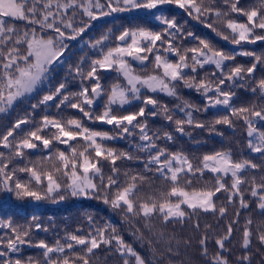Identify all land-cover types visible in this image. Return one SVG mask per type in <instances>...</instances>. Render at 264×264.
Instances as JSON below:
<instances>
[{
  "label": "snow or ice",
  "instance_id": "snow-or-ice-1",
  "mask_svg": "<svg viewBox=\"0 0 264 264\" xmlns=\"http://www.w3.org/2000/svg\"><path fill=\"white\" fill-rule=\"evenodd\" d=\"M0 195L120 218H0V264H264V0H0Z\"/></svg>",
  "mask_w": 264,
  "mask_h": 264
},
{
  "label": "trees",
  "instance_id": "trees-1",
  "mask_svg": "<svg viewBox=\"0 0 264 264\" xmlns=\"http://www.w3.org/2000/svg\"><path fill=\"white\" fill-rule=\"evenodd\" d=\"M242 2H247V0H242ZM190 26L197 31L201 35L207 36V38L211 39L213 42H216L221 47L231 50L234 47L232 45H228L226 42L219 40L210 30L204 29L202 26L196 24L195 21H192ZM238 60L241 62H245L246 58L238 57ZM110 74H105V76H109ZM185 96L191 100L194 104H201L203 103L202 98L196 94L195 92H191L188 90H184ZM241 100L243 101L246 99V94L241 92ZM161 99L166 103H172L171 99L168 97L162 96ZM150 125L152 126H159L163 121L159 119H153L149 117ZM93 127L97 128H106L107 126L104 125H93ZM194 135L201 140V144L196 145L192 142H189L186 137L181 138L182 143L177 145L178 147H183L186 151L190 153H195L199 155L203 152H211L216 149L220 148H232L234 153L239 156L241 153L247 155V149L244 146V138L238 132L235 136L228 130H226L225 138L222 140L220 137L217 136H209L207 133L201 132V130H196ZM206 141V142H205ZM120 147H126L122 142L119 145ZM88 209L90 211H94L98 213L100 216L103 217H111L114 223L119 224L120 218L112 213H110L102 204H99L95 201H66L60 205H52V204H43L39 206V208H35V206L28 204L27 202H19L15 201L14 199L6 200L3 195H0V218L10 217L17 222H24L27 217L31 215V213L36 210L42 216L46 218L48 216H52L55 218L57 224L64 225V224H75L80 216L82 210ZM255 215V214H253ZM203 223H211L215 225V220L211 217L206 219L202 218ZM185 234H188L187 232ZM41 236L45 235L43 233L40 234ZM126 238L131 240V237L127 236L125 232ZM237 240H239V234H236ZM51 239V237H49ZM28 253H32L33 249H26ZM192 256H197L195 252V244L193 246V251L189 253Z\"/></svg>",
  "mask_w": 264,
  "mask_h": 264
},
{
  "label": "rangeland",
  "instance_id": "rangeland-1",
  "mask_svg": "<svg viewBox=\"0 0 264 264\" xmlns=\"http://www.w3.org/2000/svg\"><path fill=\"white\" fill-rule=\"evenodd\" d=\"M234 47V46H233Z\"/></svg>",
  "mask_w": 264,
  "mask_h": 264
}]
</instances>
